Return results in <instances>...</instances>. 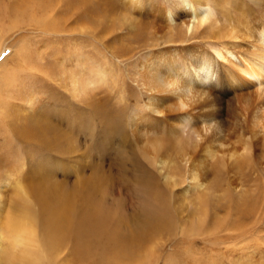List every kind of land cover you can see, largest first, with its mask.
<instances>
[{"label":"rangeland","instance_id":"1","mask_svg":"<svg viewBox=\"0 0 264 264\" xmlns=\"http://www.w3.org/2000/svg\"><path fill=\"white\" fill-rule=\"evenodd\" d=\"M156 1L169 5L176 0ZM215 1L234 25H246V55L256 51L250 42H256L255 30L258 31L264 24V0ZM51 10L56 11L54 19L51 18L54 16ZM125 12L120 0H0V54L3 52L0 63L5 61L0 69V191L4 193L5 201L2 223L6 222L4 219L10 205L24 203L25 193L19 195L18 185L25 187V197L33 209L29 187L33 183L35 186L38 180L45 184L51 180L59 183L56 186L61 190L77 193L75 235L63 238V245L58 248L69 252L68 249L72 250L77 244L83 254L75 258L78 264H190L187 259L191 255L199 256L201 252L216 257V261L209 264H264V85L260 89L251 88L239 107L241 110L226 113L221 108L218 115L224 123L220 131H214L201 148L200 156L213 170L214 178H218L214 191L202 204L193 196L181 206L172 204L170 213L175 217L172 226H164L152 235L148 233L147 237L144 236L147 230L136 229L143 241H133L130 249L135 250L139 244L144 246L134 262L121 259L122 247L116 243L117 239L126 238H113L110 227L99 231L95 224L90 230V212L86 209L90 207L87 203L90 202V177L99 179V193L106 197V203L99 204L100 217L107 218L112 215L108 211H112L113 215H121L132 224L139 210L137 207H140L132 183L127 180V175L140 173L122 158L124 156L119 147L124 143L121 141L118 144V140L128 134L118 136L105 129L117 130V124L127 126L132 112L137 107L142 109L141 92L135 81L137 64L146 54L143 45L149 49L156 41L155 21L136 15L133 22L136 32H133L131 22L123 20ZM26 15L32 17L31 20ZM48 20L56 23L51 32L44 28L41 30ZM203 30L194 28L187 33L188 37L195 35V38L181 47L193 45L207 49L208 40L200 34ZM166 32L168 37L181 34L176 22ZM135 38L139 44L134 46L131 43L132 47H137L133 54L118 57L122 55L123 46ZM139 45L141 48H138ZM64 55L67 58L79 55L89 68L92 58L107 68L110 77L107 76L106 85H99L100 90L96 92L99 96L90 91L79 97L73 95L67 86L69 74L56 63V57ZM114 79L118 85L114 84ZM33 98L42 100L40 112L45 117L50 119L53 116L50 128H44L42 124L38 126L40 124L28 117V105ZM205 104L201 102L195 110L203 117L196 115L201 127L205 125L202 121L208 119L209 113L217 110L212 104ZM227 105L232 108L231 101ZM125 147V153L136 154L134 146L126 144ZM207 149H213L215 154L220 152L216 154L218 159L216 157L208 162ZM60 160L62 165L57 167L55 162ZM223 164L230 165L222 170ZM149 169L146 171L150 178L165 190L171 200L172 189L165 186V173ZM181 171L177 179L185 184L189 172L185 169ZM21 180L25 181L19 184ZM7 183L8 186L4 187ZM227 206L232 208L229 214L222 210ZM215 208H219L218 212ZM241 210H246V223L238 221ZM204 222H207L205 228H209L205 230H213L214 233L229 222L234 224L232 231L246 227V239L225 242L226 231L211 238L192 236L190 229ZM42 224V231L52 233L46 221ZM77 235L78 240L74 239ZM7 242L4 236L0 250ZM216 245L218 249L213 250V254L211 248Z\"/></svg>","mask_w":264,"mask_h":264},{"label":"bare ground","instance_id":"2","mask_svg":"<svg viewBox=\"0 0 264 264\" xmlns=\"http://www.w3.org/2000/svg\"><path fill=\"white\" fill-rule=\"evenodd\" d=\"M120 2L126 11L122 16L123 20L127 23L131 22L130 28L133 32H136L133 24L136 15L146 16L155 21L156 41L149 46V49L143 45L146 54L142 62L137 64L135 81L140 88L142 109L139 110L140 107H137L132 112L127 126L117 124L119 125L117 130L105 129L110 133H117L118 136L128 134L123 139L121 138L122 140H118V144L120 145L122 141L136 148V154L131 156L125 153L126 144L119 147L124 156L122 158L135 166L137 172L140 173V175H127L128 183H132L134 196L140 207H137L139 210L136 211L132 224L121 215H113L112 211H108L109 215L112 214L111 216L100 217L99 204L104 203L106 197L99 193L101 189V184H98L99 179L90 177V202H87L90 203V207L86 209L90 212V230L95 224L99 231H105L110 227L113 229V238H126L125 240L117 239L116 244L122 247L120 248L121 259L132 263L144 246V244H139L138 249H130L133 241L137 243L143 241L136 229L147 230L144 234L147 237L148 233L152 235V233L161 231L164 226H172L175 221V217L170 213L172 204L181 206L191 196L202 204L208 197L207 195L214 191L213 187L217 186L218 178H214L213 170L208 167L205 158L200 156L203 151L201 148L214 131H220L221 124L224 123L218 115L221 108L226 113L234 112L239 109L246 99V94L251 92V88L260 89L264 85V24L260 29L258 28V31L255 30L256 42H250L256 51L246 55V25L244 27L234 25L226 11L221 9L215 0H176L171 1L169 5H163L156 0H120ZM51 12L54 15L51 18L54 19L56 11L51 10ZM31 18L28 17L30 20ZM51 22L48 20L47 24L41 26V30L43 28L49 32L54 30L56 23ZM175 22L181 34L168 37L166 31L171 30V25ZM38 24L40 25L39 20ZM194 28L204 29L200 34H204V38L208 40L207 49L193 45L181 47L182 44L195 38V35L190 37L187 35ZM131 43L136 46L139 40L135 38L130 40V44H125L122 48V55L118 57L124 58L133 54L137 47H132ZM138 48H141L140 45ZM78 56L69 55L68 58L65 55L58 56L56 63L61 70L63 69V72L69 74L67 86L75 97L81 94L86 95L88 91L96 95L99 85L107 84L106 79L110 73L103 64L92 58H90L89 68L84 59ZM4 62L3 60L0 63V69ZM114 84L118 85L115 79ZM99 99L101 100L100 97ZM229 101L232 103V108L227 105ZM201 102L217 107L215 112L209 113L205 122L202 121V124H205L203 127L198 125V118H196V115H199V118L202 115L195 111ZM41 107L42 100L33 98L28 105L30 111H28L30 113L28 117L34 123L40 124L38 126L42 124L44 128H50L53 116L50 119L45 117V114L40 112ZM51 129L53 131V128ZM109 138L111 139V136ZM215 152L213 149L205 151L208 162L216 157L218 159L219 156L216 154L220 152L216 154ZM234 155L237 156V154ZM55 163L57 167L62 165L61 160ZM229 165L223 164L221 169L225 170ZM149 167L151 171L165 173V186L172 189L170 190L171 200L167 197L165 190L156 185L153 178H150L146 171V169L150 170ZM184 169L188 170L189 175L185 184H182L177 178L178 173ZM142 170L145 172H141ZM24 181L21 180L19 184ZM47 182L50 183L45 184L38 180L35 186L34 183L32 186L29 185L30 197L34 201L33 209L29 206L31 204L29 199L25 197L26 192L25 189L23 190L25 187L18 185L19 195L25 193L24 203L12 207L10 205L8 215L4 219L5 223H2L5 209L4 193L0 191V246L4 236L8 240L7 245L0 250V264H78L75 258H79L78 255L82 253L79 252L77 244L72 250L68 249L69 252L66 249V255H64L65 251L58 248L60 244L63 245V238L75 235L78 218L77 193L61 190L56 186L59 183L55 181L48 180ZM7 186L8 183L4 187ZM215 209L218 212L219 208ZM222 210L228 214L232 212L231 206ZM43 221L48 223V230L52 233L46 234L41 230ZM238 221L246 223V210H241ZM205 224L207 225V222L190 229L191 235L211 238L214 234L218 235L226 231L225 242L246 239V227L238 226V229L232 231L231 227L234 224L231 225L229 222L214 233L213 230L206 231L205 229L209 230V228H205ZM85 225L87 226L88 223ZM77 237L78 235L74 239L78 240ZM216 249H218L217 245L211 248V252ZM212 257L209 253L201 252L199 256L191 255L187 262L209 264L216 261V257Z\"/></svg>","mask_w":264,"mask_h":264}]
</instances>
